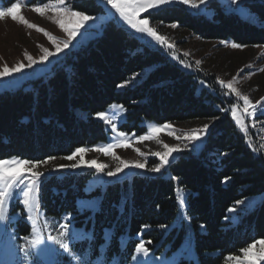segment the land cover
Instances as JSON below:
<instances>
[{
    "label": "trees",
    "instance_id": "1",
    "mask_svg": "<svg viewBox=\"0 0 264 264\" xmlns=\"http://www.w3.org/2000/svg\"><path fill=\"white\" fill-rule=\"evenodd\" d=\"M73 4L88 15L103 12L96 0ZM212 7V19L182 6L163 8L150 17L162 27L178 25L201 41L264 46V2L250 5L257 24L227 13L219 3ZM210 80L187 72L163 50L147 47L113 21L102 36L57 64L47 81L34 83L35 91L0 93V160L62 158L77 148L106 142V127L95 117L115 103L127 109L124 130L138 135L150 121H215L199 155L185 152L170 164L172 178L136 174L131 181L90 191L94 171L59 172L44 180L43 212L59 220L71 218L82 240L72 244L76 258L45 263L32 254L33 264H130L140 243L157 255L177 251L186 230L174 225L179 212L176 181L189 193L187 214L199 264H223L228 256L264 240V156L225 111L229 101L210 87ZM127 83L133 85L120 91ZM256 197L262 201L253 212H239L237 224L228 219L237 201ZM81 200L95 203L86 208L85 203L79 206ZM20 229L17 243L31 235L27 223Z\"/></svg>",
    "mask_w": 264,
    "mask_h": 264
},
{
    "label": "rangeland",
    "instance_id": "2",
    "mask_svg": "<svg viewBox=\"0 0 264 264\" xmlns=\"http://www.w3.org/2000/svg\"><path fill=\"white\" fill-rule=\"evenodd\" d=\"M18 2L21 4L19 14L30 23L45 29L58 39H67L66 34L61 31L56 24L52 23L54 13L51 10L47 11L44 16L32 10V6L34 5L42 6L46 3H54L55 0H19ZM74 2L75 0H66L67 5L73 10H75L73 7ZM96 2L102 7L103 12L95 16L98 19L95 22H91L92 26L90 28L88 25H85V28L80 30L76 39L72 41L64 52L49 57L48 61L44 64L37 63L33 65L32 68L25 67L20 73H14L11 76L0 79V93L6 91L16 92L21 89L26 92L35 91L34 83L40 80L47 81L53 75L54 67L57 64H61L69 54L80 50L94 38L102 36L105 26L114 21L121 28L138 37L147 47L163 50L172 62L179 64L180 67L187 72L197 74L204 78H210V87H214L218 93H222V95L220 94L221 96L228 99L229 103L227 102L228 106L226 109L228 110L227 112L230 113V116L232 107H237V115L243 117L245 126L248 130L247 135L240 129L239 125H237L238 128L264 156V114H262L264 113V71H260L261 68H264V46L233 48L231 46L232 43L229 42L201 41L199 38L192 37L187 34V32L180 30L179 27H171V25L162 27L160 23L152 22L150 17V15L163 8L182 6L194 14H202L206 18L212 19L215 14V10L212 6L213 3L216 2L223 6L227 13L238 14L242 19L257 24L256 15L251 11L250 5L252 3L264 2V0H239L238 4L232 3V0H207V3L199 4V0H195V2L199 4V7L195 8L188 4L179 3L178 0H173L171 3L162 4L156 8H150L146 12L140 13L138 19H148L149 26L154 28L158 34L166 37L168 42L175 46L173 49L161 46L146 34L137 33L120 19L114 9L106 5L105 0H96ZM6 7L10 6H5L4 0H0V8ZM38 45L55 52V47L43 33L37 32L35 29H30L17 21H13L11 17L0 20V70H2L5 65L11 68L20 62L27 65L28 61L24 55L25 51L33 56L34 59L39 60L43 53ZM185 53L188 55H185ZM197 61H200L199 65H197ZM185 65H188V67H185ZM241 69H243V71H241ZM148 72L149 71H145L143 76ZM136 78L133 83L138 82ZM234 78V87L242 95L248 96L255 105L256 110L254 116H248L243 111V101L240 100L235 93H231L228 89L221 87L218 82L219 80H223L225 83H228L233 81ZM203 80V85L207 86V84L204 83L205 80ZM133 83L123 85L119 90L123 91L127 87L132 86ZM113 106H122V108H113ZM104 113H108L113 117V123L115 124L117 132L126 133V142L130 145L126 148L117 147L113 149L112 151L115 156L130 163H141L144 167H125L123 171L117 173L116 176H107L106 173L108 171H115V169L120 166V160L114 159L111 154L105 155L103 152L87 151L83 154H76L75 158L71 161L64 159V157L56 158L47 165L41 164L38 168L32 169V171L44 173L39 179L40 190L37 197L40 205L39 211L32 214L36 219V226L43 239V243L37 245L35 248L29 246V241L35 238L33 224L28 218L30 213L23 204L22 193L19 189H15L7 208L9 220L6 223L0 222V264H33L34 259L32 254H35L36 260L38 258L39 261L45 263H49L53 258L63 260L65 256L69 259L71 255L74 257L76 256L72 249V244L82 240L81 230L74 226L69 217L59 220L49 217L43 212L41 208V189L44 180L59 172L82 173L94 171V176L88 188L90 191L91 187L95 186L104 188L108 183L117 181L122 182L126 179L131 181L136 174L153 176L162 174L166 178H172V174L169 171L170 164L185 152L199 155L210 136L212 126L215 124V121L209 120L168 123L171 128L162 129L157 134L158 139L153 138L139 142V137L147 135L151 126L165 124H158L154 121L144 123L143 126L146 130L142 135H138L136 132L129 133L124 130V123H126L127 118V109L124 105L117 103L112 104ZM95 118L105 125L106 131L108 132V140L94 146L85 147V149L105 147L110 143H119L120 140L125 139L118 137L117 133L112 131L111 124L106 123L97 116ZM206 124L208 125L207 131L197 133L200 139L189 140L186 138L188 135L192 134L193 130L203 129ZM169 131H172L174 135H169ZM175 137H179V139ZM163 144H168L170 147H176L180 150L173 152L171 156H169V163L164 165L160 172L153 173L150 169L160 164V159L153 155V153L165 151L162 147ZM134 149H139L144 155H138ZM13 158L24 160L18 157ZM13 158L3 160H12ZM91 161H95L96 165L89 166ZM75 163H80V167L75 169L70 167ZM100 164L106 165L107 167L100 170L97 167ZM15 171L21 173V179L26 182L30 179V174L24 167L16 169ZM10 174H14V172ZM176 182V197L179 205V212L174 225L178 228H185L186 235L183 243L177 251L171 254H167L165 251L157 255L153 251L148 250V255L145 256L143 253H138L136 251L134 255L135 259H132L130 264H183L184 262H186V264H199L194 249V232L191 225V218L187 214L189 193L178 185V181ZM181 200H183V204H181ZM261 201V197L244 200L243 204H237V206L234 207L235 211H229L228 219L234 224H237L239 212H253L260 205ZM84 203V207L91 208L90 205H94L95 202H85V200H81L79 201V206ZM18 206L20 207L18 208ZM24 222L31 227V235L27 240L24 239L23 242L17 243L16 233H20V226L23 225ZM63 224L69 225L67 236H61V232L63 231L61 225ZM49 236L59 237L65 243H68L69 252H65L58 243L48 239ZM25 249H27V255ZM255 251L256 249H253V252ZM235 256H239L243 259L242 252ZM39 261H37V264H40ZM223 264H237V262L226 260ZM259 264H264V261H260Z\"/></svg>",
    "mask_w": 264,
    "mask_h": 264
},
{
    "label": "snow or ice",
    "instance_id": "3",
    "mask_svg": "<svg viewBox=\"0 0 264 264\" xmlns=\"http://www.w3.org/2000/svg\"><path fill=\"white\" fill-rule=\"evenodd\" d=\"M173 0H105L107 6H110L111 9L115 10V13L119 15L120 19H122L127 25H129L132 29H134L137 33L146 34L153 41L160 44L161 46H166L169 49H173L175 46L168 42V39L163 35L157 33V31L149 26L148 19H138L140 13L146 12L150 8H156L159 5L171 3ZM179 3L188 4L191 7H199V4L207 3V0H199V4L195 2V0H178ZM232 3L238 4L239 0H232ZM62 6V7H61ZM21 9V4L19 2L12 3L10 7L0 8V20L5 19L6 17H11L13 21H17L30 29H35L37 32L43 33L45 37L50 41V43L55 47V52L50 51L48 48L38 45L42 51V55L39 60H36L25 51V58L28 63L25 65L23 62L16 64L14 67H8L5 65L2 70H0V79L11 76L14 73H20L27 68H32L33 65L39 63L44 64L48 61L49 57L62 53L69 47L73 40L76 39L77 35L80 33L82 28H85V25H88L90 28L92 26L91 22H95L98 18L92 15L85 14L81 11H76L71 9L66 0H55L54 3H46L42 6L34 5L32 6V10L37 14L44 16L45 13L51 10L54 15L52 17V23L56 24L61 31H63L67 39L61 40L56 36L52 35L50 32L45 29L38 27L35 24L30 23L27 19H25L22 15L19 14ZM171 27H178V25H171ZM233 48H242L244 45L233 43L231 45ZM185 55H188L185 53ZM199 65L200 61L196 62ZM188 67V65H185ZM243 71V69H241ZM260 71H264V68H261ZM221 87L228 89L231 93H235V95L243 101V111L248 116H254L256 107L249 99L248 96L242 95L235 87V78L233 81L225 83L223 80L218 81ZM122 106H113V108ZM225 111H228L225 109ZM264 114V113H262ZM231 116L235 120L236 124L240 126V129L247 135V127L245 126L244 119L242 116L237 115V107L233 106L231 109ZM97 117L101 120H104L106 123L112 125V131L117 133L118 137H122L119 143H110L105 147H96L92 149L85 148H77L72 155L64 157L66 160H73L76 154H83L87 151H97L103 152L105 155H113L114 159L120 160V166H118L115 171H108L106 173L107 176H116L117 173L123 171L125 167H134V168H143L144 165L141 163H130L128 161L122 160L119 157L115 156L113 153V149L117 147H129L130 145L126 142V133L117 132L115 124L113 123V117L108 113H98ZM171 126L168 124L165 125H153L149 129V133L147 135L139 137V142H143L147 139H158L157 134L162 129H170ZM208 129V125H204L203 129L193 130L192 134L188 135L186 138L189 140H198L200 136L197 135L198 132H206ZM169 135H174L172 131L168 132ZM179 139V137H175ZM162 147L165 149L163 152H155L153 155L160 159V164L158 166L152 167L150 169L153 173L160 172L161 168L164 165L169 163V156L173 152L179 151V148L170 147L168 144H163ZM255 150V149H254ZM138 155H144V153L140 152L139 149H134ZM56 157H49L46 160L42 161H29V160H19L17 158H13L12 160H0V222L6 223L9 220V216L7 213L8 203L13 197V192L15 189H19L23 196V204L28 209L30 213L29 219L33 224V232L35 233V238L29 241V246L35 248L37 245L43 243V239L39 234V230L36 226V219L34 217V213L39 211V179L44 173L39 171H32L34 168H38L41 164H49L51 161L55 160ZM96 162L91 161L89 166H95ZM24 167L25 170L30 174V179L26 182L21 179V173L15 171ZM64 167V166H61ZM70 167L73 169L79 168L80 163L72 164ZM100 170L107 167L106 165L100 164L97 166ZM14 174H10L13 173ZM19 194V193H17ZM238 204H243L244 201H237ZM181 204H183V200H181ZM230 212L235 211L234 208L229 209ZM63 231L61 232V236L68 235L69 225L63 224L61 225ZM27 240L28 238L25 237ZM48 239L58 243L65 252H69V244L65 243L59 237L49 236ZM148 243H151L150 241ZM259 246V247H258ZM253 249H256L253 252ZM136 251L138 253H143L145 256L148 255V249L145 247L144 243L138 244ZM243 253V259L239 256H228L227 260L236 261L237 264H259L260 261H264V240L255 241L249 246L240 250ZM27 255V249H25ZM135 259V257H133Z\"/></svg>",
    "mask_w": 264,
    "mask_h": 264
}]
</instances>
